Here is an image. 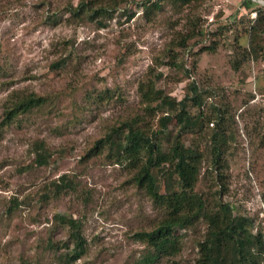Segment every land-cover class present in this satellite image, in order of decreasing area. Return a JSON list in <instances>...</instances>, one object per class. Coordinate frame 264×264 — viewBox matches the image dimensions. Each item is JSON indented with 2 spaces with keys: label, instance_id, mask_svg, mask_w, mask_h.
<instances>
[{
  "label": "rangeland",
  "instance_id": "1",
  "mask_svg": "<svg viewBox=\"0 0 264 264\" xmlns=\"http://www.w3.org/2000/svg\"><path fill=\"white\" fill-rule=\"evenodd\" d=\"M81 1L91 11L75 15ZM149 1L0 0V123L20 98L44 100L0 126V264H140L146 247L133 234L153 229L166 211L96 142L137 115L150 133L159 129L164 112L150 114L141 93L151 87L175 100L198 87L202 105L187 102L190 116L224 111L228 140L217 165L215 122L181 134L201 154L194 189L209 208L228 205L233 217L250 219L264 240V31L254 38L256 58L240 50L250 27L264 26V5L162 0L148 10ZM178 129L173 117L165 136ZM38 153L45 164H36ZM61 217L79 223L84 244L75 260ZM205 231L203 219L177 231L179 253L151 264H195Z\"/></svg>",
  "mask_w": 264,
  "mask_h": 264
},
{
  "label": "trees",
  "instance_id": "2",
  "mask_svg": "<svg viewBox=\"0 0 264 264\" xmlns=\"http://www.w3.org/2000/svg\"><path fill=\"white\" fill-rule=\"evenodd\" d=\"M161 1L150 0L148 10L160 9ZM174 1L188 4L191 0ZM242 6L250 9L254 3L251 0H243ZM90 9L89 2L81 1L78 7L72 10H75L74 14L77 15L78 11L90 12ZM262 10L264 7H259L257 12ZM262 12L264 14V11ZM259 21L260 19L257 20V24ZM261 31H264V26L258 31L256 26L250 27L248 47L240 49L243 57L256 58L257 49L254 48L256 44L254 38L256 33ZM202 35L201 30L184 35L179 41V46L184 47L188 40ZM191 92L193 95L175 100L153 87L146 92L141 90L147 105L146 110L150 114L158 110L164 112L158 120L159 129L150 133V127L142 125L143 117L137 115L123 121L96 142L98 147L114 151L118 155L117 162L126 164L132 171V182L145 189L154 204L166 211V216L153 229L133 234L134 239L144 243L146 247L139 263L151 264L161 256H174L179 253L180 237L177 231L188 228L203 219L206 223V231L196 244L198 256L195 264H264V240L261 233H252L251 220L233 217L228 205H220L216 211L209 208L194 189L201 154L197 148L184 145L180 139L181 134L196 128L197 131L201 130L205 120L208 123L215 122L216 128L210 141L216 165L221 148L228 139L227 132L221 128L223 117L220 113L224 111L218 113L216 110L217 114L213 118L204 117V119L201 113L190 116L187 111V102L190 101L195 107L202 105L198 87L197 94L194 86H191ZM43 102L42 97L34 94L20 98L4 111L0 126L10 123L18 115L26 113L32 107L40 106ZM173 117L178 122L179 129L172 138H167L165 133ZM164 142L169 143L167 149L163 147ZM35 160L36 164L43 165L46 163V156L38 153ZM63 185L65 186L66 183L63 182ZM60 220L68 224L71 236L75 240L73 255L70 258L75 260L81 254L84 244L80 236L79 223L66 217H61Z\"/></svg>",
  "mask_w": 264,
  "mask_h": 264
},
{
  "label": "water",
  "instance_id": "3",
  "mask_svg": "<svg viewBox=\"0 0 264 264\" xmlns=\"http://www.w3.org/2000/svg\"><path fill=\"white\" fill-rule=\"evenodd\" d=\"M253 1H258L261 5H264V0H253Z\"/></svg>",
  "mask_w": 264,
  "mask_h": 264
}]
</instances>
